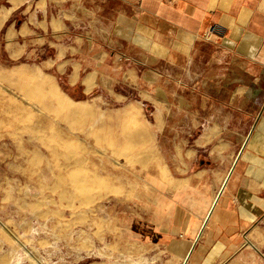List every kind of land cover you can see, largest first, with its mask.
I'll return each instance as SVG.
<instances>
[{
    "label": "rangeland",
    "instance_id": "374dc122",
    "mask_svg": "<svg viewBox=\"0 0 264 264\" xmlns=\"http://www.w3.org/2000/svg\"><path fill=\"white\" fill-rule=\"evenodd\" d=\"M48 2L0 0V264H141V216L170 225L178 192L203 211L209 184L195 191L187 181L201 169L187 166L199 133L222 123L242 128L245 141L258 108L207 100L202 78L178 96L171 84L139 95L122 71L107 72L91 95L73 92L63 57L78 49L85 68L97 55L112 67V41L107 24L74 19L72 37L52 35L45 9L58 19L77 8ZM88 33L94 43L77 38Z\"/></svg>",
    "mask_w": 264,
    "mask_h": 264
},
{
    "label": "crops",
    "instance_id": "0c3cea01",
    "mask_svg": "<svg viewBox=\"0 0 264 264\" xmlns=\"http://www.w3.org/2000/svg\"><path fill=\"white\" fill-rule=\"evenodd\" d=\"M48 1L53 0H44L45 7ZM64 6H75L76 15L63 12L50 19L45 9L43 24L52 35L72 37L66 24L74 19L77 24L90 22L92 29L107 24L101 31L112 41L107 56L112 67H105L97 55L85 68L78 49L63 57L60 67L73 92L91 95L103 86L107 72L122 71L125 83L139 95L146 88L163 93L171 84L178 96L181 86L191 81L197 87L202 78L207 100L258 108L246 144L242 128L222 123L199 133L187 166L201 169L187 181L195 191L200 183L209 184L203 211L187 208L178 192L170 225L159 217L141 216L133 229L139 262L185 264L188 258L186 264H264V0H60ZM81 11L90 18L82 19ZM212 24L227 28L219 44L203 37ZM85 36L77 38L94 43V34ZM226 116L219 114L220 119Z\"/></svg>",
    "mask_w": 264,
    "mask_h": 264
},
{
    "label": "built area",
    "instance_id": "2783aa9c",
    "mask_svg": "<svg viewBox=\"0 0 264 264\" xmlns=\"http://www.w3.org/2000/svg\"><path fill=\"white\" fill-rule=\"evenodd\" d=\"M227 28L220 24H212L204 32V39L207 41H221L227 35Z\"/></svg>",
    "mask_w": 264,
    "mask_h": 264
},
{
    "label": "water",
    "instance_id": "95a60500",
    "mask_svg": "<svg viewBox=\"0 0 264 264\" xmlns=\"http://www.w3.org/2000/svg\"><path fill=\"white\" fill-rule=\"evenodd\" d=\"M218 198H219V197H218ZM218 198H217L216 202L218 201ZM216 202H215L214 206L216 205ZM214 206H213V208H214ZM213 208L211 209V211H210V213H209V215H208V218L205 220V223H204V225H203V228L206 226V224H207L209 218L211 217V214H212ZM187 260H188V258H187ZM187 260H186V262H187ZM186 262H185V264H186Z\"/></svg>",
    "mask_w": 264,
    "mask_h": 264
},
{
    "label": "bare ground",
    "instance_id": "6f19581e",
    "mask_svg": "<svg viewBox=\"0 0 264 264\" xmlns=\"http://www.w3.org/2000/svg\"><path fill=\"white\" fill-rule=\"evenodd\" d=\"M247 140H248V139H246L245 144L247 143ZM226 181H227V180H226ZM225 185H226V182H225ZM223 189H224V188H223ZM216 200H217V199H216ZM215 202H216V201H215ZM209 213H210V212H209ZM208 215H209V214H208ZM207 218H208V216H207Z\"/></svg>",
    "mask_w": 264,
    "mask_h": 264
}]
</instances>
